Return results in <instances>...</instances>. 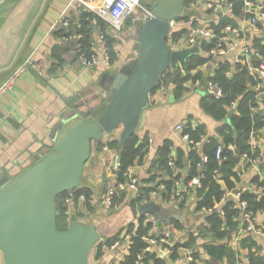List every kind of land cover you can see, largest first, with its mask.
Returning a JSON list of instances; mask_svg holds the SVG:
<instances>
[{"label": "crops", "instance_id": "1", "mask_svg": "<svg viewBox=\"0 0 264 264\" xmlns=\"http://www.w3.org/2000/svg\"><path fill=\"white\" fill-rule=\"evenodd\" d=\"M102 0H95L96 3H101ZM144 0L141 1V4ZM260 4L264 0H253ZM151 2L150 0H145ZM76 0H3L0 3V85L8 78V76L29 56L33 55L36 59L40 72L30 70L20 77L12 86L6 95L0 101V174L18 173L19 169L26 170L32 166L37 160L44 157L51 150L53 146L50 144L52 135L63 118L67 117L75 108V104L71 103L70 99L79 95V93L86 92L89 88L98 86L102 80V76L110 72L114 68H120L132 61L136 57L137 51L134 48V41L126 38L123 33L126 29L125 23L121 28L115 31L117 41L114 45L115 59L112 64L107 65L100 57V61L92 68H85L78 58L72 56L70 53L66 54V41L59 39L54 33L52 26L63 15L73 11L77 6ZM191 8L198 11L197 16L192 19L195 20L196 25L210 27L214 30L216 37H220L223 33V28L218 30L222 19L224 18V5L219 3V0H195ZM235 8L228 14L232 17L236 27L247 31L248 23L244 17L242 9L241 15H236ZM235 14V15H234ZM136 19L141 17V10L136 11ZM133 20H135L133 18ZM130 24L127 28H132ZM187 30L191 27L186 26ZM264 26L261 33L258 35L264 36ZM188 34V33H187ZM252 34V33H250ZM230 38V36H229ZM254 36L249 35V42L253 43ZM235 45L228 47L226 58L224 60L230 61L240 49V41L231 36L230 39ZM213 40L202 39L199 47L203 52V57L207 59L204 63L209 64L208 50L206 49ZM60 49L59 52L63 54L66 62L52 69L55 59H53V51ZM252 59V58H251ZM223 61V60H222ZM201 66L200 70L203 74L208 71V65ZM249 62L243 61L241 65ZM214 68V67H213ZM209 70L210 74L214 69ZM235 69V65L231 66ZM199 70V69H198ZM197 71L194 70V74ZM264 85V83H263ZM175 84L171 83L168 86L159 87L151 94L148 100V136L152 138L150 149L155 140L167 139L172 142V154L176 155L178 148L188 150L191 141L183 138L184 134L181 131L175 130L179 124L186 125L191 121L194 125L204 123L207 126V136H218L216 128L221 122H217L203 110L200 100L196 94L194 85L189 82L188 90L182 94V97L176 99L174 90ZM97 88V87H96ZM260 105V104H259ZM200 106V108H199ZM264 114V104L259 107ZM258 108V109H259ZM204 112L205 115L202 113ZM212 118L213 120H211ZM213 121V122H212ZM227 122L230 121L228 118ZM120 130L114 132L111 137H105L103 143H107L112 137H119ZM205 138V139H206ZM166 141V140H165ZM193 142V141H192ZM252 144L260 148L262 159L264 158V127L259 131L258 135L252 139ZM195 146H200V143H195ZM230 148H233L230 145ZM117 150L103 147L101 150L92 149L89 166L93 169V174L88 176V180L95 186H99L104 179L107 183H116V176L112 173V166L114 163L115 154ZM149 156V153H148ZM264 160L259 158L258 163H249L245 158L240 163L239 171L242 173V179L237 186L238 190L246 188L250 185L253 177L261 175L260 163ZM145 164L134 165L132 167L133 174L137 175L139 179L138 193L143 192L140 187H152L154 180H147L151 178ZM174 170H178L176 167ZM154 173H161V177L171 178L172 176L166 173L163 174V168H160L158 163L152 168ZM187 170V166L183 167V172ZM160 177V176H159ZM264 179V172L260 176ZM148 182H144V181ZM181 185V184H180ZM254 186V184H253ZM183 187V185H181ZM128 190V189H127ZM135 194V191L128 190L127 200ZM234 193L227 194V197L233 196ZM196 195L191 196L186 205L181 207V204L175 200H165L161 196L151 197V199L143 200L137 206L154 202L161 205L162 208H171L177 206L179 209L189 208V222L183 221L185 229L176 228L167 218L162 219V230L169 229L172 232L171 244L176 242L184 243L189 238L190 229L197 226L198 231L203 225L204 212H195ZM110 203L99 199L96 205V212L92 215L85 214L87 208L81 201L76 203V212L80 219H91L96 215L106 214ZM220 207V206H219ZM71 208H69V213ZM116 209V208H115ZM80 215V216H79ZM153 221H156L153 215H147ZM172 218V217H171ZM241 216H239V219ZM179 219V218H176ZM180 220V219H179ZM256 231L246 234H239V230L233 231L230 240L219 241L213 239L210 235L206 237L207 244L218 245L220 243H228L235 255L230 262L227 260L221 261L220 264H236L237 261H242L244 264H254L251 262L249 250L245 247L244 239L249 238L255 242L253 247L254 257L260 258L264 261V211L258 212L254 219ZM173 225V227H170ZM156 231V230H155ZM99 244H103V248H108L110 245L105 244V239H102ZM154 249H160L158 246ZM107 250V249H106ZM161 250V249H160ZM106 254V251H105ZM104 254L103 258L106 255ZM111 254H114V259L110 264H115V260H120L122 250L117 249ZM200 262V261H199ZM197 264H200V263ZM92 264H100L93 257ZM150 264H153L151 262Z\"/></svg>", "mask_w": 264, "mask_h": 264}, {"label": "water", "instance_id": "2", "mask_svg": "<svg viewBox=\"0 0 264 264\" xmlns=\"http://www.w3.org/2000/svg\"><path fill=\"white\" fill-rule=\"evenodd\" d=\"M185 1L156 0L150 18L134 17L132 28H126L123 35L134 41L135 59L105 73L97 88H89L70 99L71 103H78L53 133L50 142L53 150L26 170L0 174V264H92L96 244L126 231L142 216L151 214L156 221L167 217L190 221L189 208L165 209L154 202L134 208L130 205L132 198H129L125 206L108 208L106 214L87 220L80 219L72 207L69 227L60 230L56 224L60 215L57 209L60 193L83 186L92 189L97 199L103 196L107 180L99 186L88 180L93 174L88 164L93 143L120 130V154L131 135L147 134L150 131L149 96L160 85L165 72L178 66L185 69L190 55H203L198 46L176 49L171 41H167L173 33L183 29L172 27L171 21L183 17L192 19L198 14L196 9L186 7ZM71 48L76 49L75 40L71 42ZM219 60L209 63L208 71L195 87L199 100L210 97L206 90L209 70ZM234 112L235 108H232L229 117ZM165 140L154 141L145 168L149 167ZM196 227L190 231L198 235ZM197 241L201 258L220 264L204 251V240L198 237ZM113 259V254H108L99 263L110 264Z\"/></svg>", "mask_w": 264, "mask_h": 264}, {"label": "trees", "instance_id": "3", "mask_svg": "<svg viewBox=\"0 0 264 264\" xmlns=\"http://www.w3.org/2000/svg\"><path fill=\"white\" fill-rule=\"evenodd\" d=\"M151 2L143 1L142 5L152 11L153 4L156 0H150ZM195 0H186L185 6L190 5ZM235 14L241 15L243 4L241 1H237L235 4ZM234 14V15H235ZM134 17H129L124 23L126 28L133 24ZM135 19V18H134ZM68 21V25L59 24L54 30L55 34L66 41V54L78 58L76 49L71 48V42L75 40L76 45H80L88 56L93 54V45L95 38L99 34H103L107 44L109 45V53L111 54V64L114 61V45L117 41L116 32L111 30L110 25L96 13L86 9L82 4H77L73 11L67 13L64 18ZM178 20H191L187 18H180ZM235 25L234 20L230 16H224L221 23L216 29L226 25ZM194 25H196L194 21ZM188 33L187 28H183L178 32L173 33L171 38L167 41L176 43L180 37ZM251 35L249 31L246 33ZM79 38L74 39V37ZM72 37L71 40H65L64 37ZM253 36V35H252ZM217 40H214L203 50H209V48L215 46ZM253 49L258 53L259 58L255 57L250 60L251 65L257 66L264 63V36L254 35ZM60 49L53 51V63L52 69L66 62L63 54L59 52ZM207 61L203 55L192 54L186 59V67L182 69L180 66L176 68H169L164 76L161 78L160 85L156 87L152 92L154 93L161 86H168L174 83V94L176 99L182 97V94L188 90V83L195 82L202 79L201 66ZM234 65L228 60H223L218 63V69L215 70L212 79L216 81L222 88L223 96L220 98L215 97H203L201 99V107L204 112L213 117L217 122H221L217 126L216 132L218 136H207V126L204 123H198L194 125L189 121L186 125H183L181 134L189 136V148L184 150L178 148L175 156L172 154V142L166 140L157 149L156 155L150 163L148 173L151 175L150 179L154 180L152 187L145 188L140 187L143 192L139 193V196L132 199L130 205L136 207L137 204L143 200L151 199L150 193L155 188L154 183L158 177H161V173H154L152 168L158 163L160 168H163V174L166 173L171 178L163 177L162 183L165 185V189L160 191V196L165 200H175L181 204V207L185 206L187 200L196 195L197 201L195 206V212H204V223L201 225L199 231L196 227L198 235L190 232L188 240L184 243L176 242L173 246H167L171 251L169 255L164 254L160 249L152 248L151 251H146L148 246L144 237L157 238L158 234L162 231V221H153L148 216H142L139 218L137 224H131L127 232H134L132 237L131 250L128 256H126L122 264H178L176 259H183L182 248L194 247L196 249L195 258H197L200 264H215L211 260L202 259L201 252L199 250V244L197 238L200 237L204 240L202 245L204 251L208 254L210 259H216L217 261H231L234 258V251L231 249L228 243H220L218 245L207 244L206 237L209 235L213 239L219 241L230 240L233 231L239 230L243 226V222L239 216L242 211L239 206V202L233 197H227V194L240 191L237 186L241 182L242 173L239 171V166L242 160L245 158L249 163L251 159H262L260 148L255 147L252 144V139L255 138L259 131L264 127V114L261 109H258L256 101V94L253 90L254 85L258 81H262L258 73H253L249 70L248 64L241 65L235 64V69L232 70L231 66ZM197 71L193 74L194 70ZM199 69V70H198ZM260 107V105H259ZM232 108H235V112L229 117V112ZM230 119L227 122V119ZM111 137V136H110ZM206 138V139H205ZM193 141V142H192ZM199 142L200 146H195V143ZM120 140L119 137H112L107 143H103V139L99 143H93L92 149L101 150L103 147H109L119 152ZM230 145L233 148H230ZM223 147V151L220 157H217V148ZM150 143L148 133L144 136H138L134 133L126 142L120 154H118V171L115 173L116 184L118 182L125 183L127 177L125 173L128 168L134 165L145 164L148 159ZM173 160L174 164L171 165L170 161ZM187 166V170L183 172V167ZM176 167L178 170H174ZM261 175L264 172V161L260 163ZM261 175H256L252 178L250 185L242 191V199L248 203V210L253 213L254 216L260 211H264V179H261ZM203 176L201 180V186H190L189 182L193 177ZM186 188L182 190L180 196L177 195L178 184ZM148 182V181H144ZM255 184L256 186H253ZM106 182L104 186L105 193ZM261 189V190H260ZM103 193V195H104ZM85 195L87 199L93 196L92 189L88 187L78 186L77 188L62 192L58 195L57 209L60 215L57 217L56 224L60 230H65L69 227V218L71 214L68 212L69 208L72 212V207L75 208L76 203L79 201V197ZM128 190L117 187L114 198L112 199L109 208H121L128 202L127 200ZM67 198H72L73 202L68 204ZM220 204V207L215 208ZM87 215H92L96 212V206L86 205ZM77 215V212H76ZM78 216V215H77ZM80 216V215H79ZM66 220L64 226H61V221ZM168 220L178 229H185V225L182 220L176 218H168ZM157 228V229H156ZM156 230V231H155ZM124 232V231H123ZM120 232L113 238L105 240L106 245H110L115 240L119 239ZM245 247L249 250L251 262L254 264H264V261L260 258L254 257L253 247L255 242H252L249 238L243 240ZM103 244H100L99 251L95 259L97 260L102 254ZM159 247V246H158ZM163 247V245H161ZM162 249V248H161ZM197 264V263H193Z\"/></svg>", "mask_w": 264, "mask_h": 264}, {"label": "built area", "instance_id": "4", "mask_svg": "<svg viewBox=\"0 0 264 264\" xmlns=\"http://www.w3.org/2000/svg\"><path fill=\"white\" fill-rule=\"evenodd\" d=\"M142 0H102L101 3H96L95 0H76L79 4H82L86 7V9L96 13L99 17L104 19L111 27L112 31H117L121 28V26L124 24V22L129 17H135L136 11L141 10V17L140 19L146 20L152 16V11L146 9L142 4ZM237 1H241L243 4V12L244 17L247 20L248 23V30L251 35H257L261 33L262 27L264 26V2L257 4L253 0H219V3L224 5V16H228V14L234 9L235 4ZM77 3V4H78ZM63 15L57 20V22L52 26V29H55L59 24H64L65 26L69 24L68 21H65ZM136 18V17H135ZM194 19L191 20H173L170 22V25L172 27L174 26H181L183 28H186V26H190L191 28L188 30V34L182 36L179 38V40L174 43V48L176 49H185V48H192L194 46H198L200 44V41L202 39H210V40H217V43L215 46L209 48L208 50V60H214L217 58H220L219 62L224 60L226 58L227 49L228 47L235 45L234 42H232L231 36L235 37L236 40L240 41V49L239 51L231 57L230 62L232 64H241V62L246 61L249 62L251 58L258 57V53L253 49L252 44L249 42V36L246 34L247 31H244L240 29L239 27H236L234 25H226L223 28V33L220 35V37H216V34L214 30L210 27L205 26H199L194 25ZM264 31V30H263ZM230 36V38H229ZM79 38V35L77 37H74V39L77 40ZM65 40H71L73 39L70 37H64ZM93 45V54L91 56H88L87 53L82 50L80 45H76V53L78 54V60L85 68H92L95 65L98 64L100 59L105 62L107 65L111 64V54L109 53V45L107 44V41L105 40V37L103 34H99L95 38V42ZM200 48V47H199ZM204 55V54H203ZM100 57V59H99ZM210 62V63H211ZM214 64V71L210 74V77L207 81V92L210 94V96L215 98H220L223 96L222 88L219 86V84L212 79L214 76L215 70L218 69V63ZM209 64H204V66H207ZM35 70L37 72H40L39 65L34 58L33 55L29 56L23 63H21L9 76L8 78L0 85V101L3 98L4 95L8 93V91L12 88V86L17 82V80L22 77L25 73L29 72L30 70ZM251 72L258 73L260 78L263 79L262 81H258L254 87L253 90L256 94V101L258 104L263 105L264 104V63H261L257 66L251 67ZM200 80H196L195 82H191L194 87H197L200 84ZM151 96V95H150ZM149 96V99H150ZM183 125L179 124L176 126L175 130L182 131ZM183 138L186 140L189 139L188 135H184ZM152 138H149V143H152ZM107 149V147H105ZM223 151V147L219 146L217 148V157H220L221 153ZM118 161L119 157L118 154H115L114 157V163L112 166V173L115 175V173L118 171ZM251 162L254 164L258 163V158L251 159ZM170 164L173 165L174 161L171 160ZM132 167H129L127 172L125 173L127 180L123 184L121 182H118L117 184L107 183L105 187V193L102 196V200L111 203L112 199L115 196L117 187L121 189H128L130 191H135V194H133V197H138V184L139 179L137 175L133 174ZM203 176L199 177H193L192 180L189 182L190 186H201V180ZM163 177H158L157 181L154 183V189L150 193V197H159L160 191L165 189L164 183H162ZM178 189H177V195L180 196L183 189L186 187H181L180 182H177ZM254 186H256L254 184ZM245 188L241 189L240 191L235 192L233 194V197L239 202V206L241 208L242 214H241V220L243 222V226L239 229V234H246L256 231V225L254 222L255 216L251 211L248 210V203L246 200H243L242 197V191ZM261 190V189H260ZM132 198V197H131ZM72 198H67L66 202L68 204H71L73 201ZM79 201L84 204V206H96L99 199H97L94 195L91 196L89 199L85 197V195H81L79 197ZM220 204L216 205L215 208H218ZM170 227H173L171 225ZM121 237L117 240H115L108 248L102 247V254L97 259V262L101 261L103 259V256L105 254L109 253L111 254L117 249L122 250V256L120 260H115V264H122L126 258V256L129 255L132 245V237L134 236V232L129 233L127 231H124L121 235ZM264 236V232H263ZM144 239L147 241L148 246L146 247V251H151V249L155 246H159L161 251L163 252V255H169L171 251L167 248V246H173L171 244L172 240V232L167 230H162L160 234H158V237L151 238V237H144ZM163 245V247H161ZM100 244H96L94 251H93V257L95 258L98 254ZM107 249V250H106ZM182 254L183 259L178 258L175 260L178 264H193L198 263L199 260L195 258L196 249L194 247L189 248H182ZM105 254V255H106ZM114 256V254H113ZM137 264H142L141 262L137 261ZM236 264H244L242 261H237Z\"/></svg>", "mask_w": 264, "mask_h": 264}, {"label": "rangeland", "instance_id": "5", "mask_svg": "<svg viewBox=\"0 0 264 264\" xmlns=\"http://www.w3.org/2000/svg\"><path fill=\"white\" fill-rule=\"evenodd\" d=\"M65 223H66V220H62V221H61V226H64Z\"/></svg>", "mask_w": 264, "mask_h": 264}]
</instances>
